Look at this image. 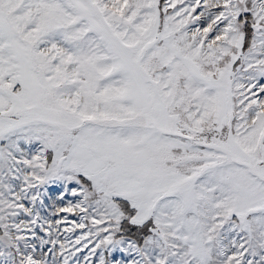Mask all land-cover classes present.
I'll list each match as a JSON object with an SVG mask.
<instances>
[{"label":"snow or ice","instance_id":"6c2138e0","mask_svg":"<svg viewBox=\"0 0 264 264\" xmlns=\"http://www.w3.org/2000/svg\"><path fill=\"white\" fill-rule=\"evenodd\" d=\"M0 264H264V0H0Z\"/></svg>","mask_w":264,"mask_h":264}]
</instances>
